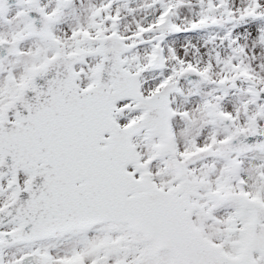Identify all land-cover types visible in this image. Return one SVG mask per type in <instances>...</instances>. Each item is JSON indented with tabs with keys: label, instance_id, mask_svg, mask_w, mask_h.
I'll use <instances>...</instances> for the list:
<instances>
[{
	"label": "snow or ice",
	"instance_id": "6c2138e0",
	"mask_svg": "<svg viewBox=\"0 0 264 264\" xmlns=\"http://www.w3.org/2000/svg\"><path fill=\"white\" fill-rule=\"evenodd\" d=\"M0 264H264V0H0Z\"/></svg>",
	"mask_w": 264,
	"mask_h": 264
}]
</instances>
